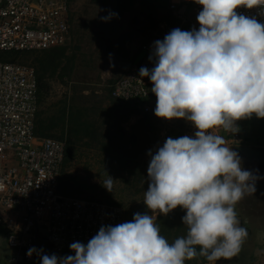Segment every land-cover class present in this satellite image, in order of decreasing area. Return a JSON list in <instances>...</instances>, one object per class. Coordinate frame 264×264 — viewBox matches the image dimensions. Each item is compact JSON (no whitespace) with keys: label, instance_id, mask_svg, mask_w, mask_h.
<instances>
[{"label":"clouds","instance_id":"obj_1","mask_svg":"<svg viewBox=\"0 0 264 264\" xmlns=\"http://www.w3.org/2000/svg\"><path fill=\"white\" fill-rule=\"evenodd\" d=\"M195 3L202 6L199 29L171 30L154 42L149 57L154 67L139 70L153 85L154 114L186 119L196 129L194 136L168 137L155 154L149 152L143 200L153 214L183 209L186 236L169 243L155 215L137 212L131 221L102 226L87 244H70L74 255H48L33 247L29 257L36 254L41 264H185L199 256L216 264L240 253L248 232L235 206L255 194L260 177L242 168L238 153L214 130L234 134L237 121L264 119V23L236 11L259 8L264 15V0ZM102 185L112 192L113 178Z\"/></svg>","mask_w":264,"mask_h":264},{"label":"built area","instance_id":"obj_2","mask_svg":"<svg viewBox=\"0 0 264 264\" xmlns=\"http://www.w3.org/2000/svg\"><path fill=\"white\" fill-rule=\"evenodd\" d=\"M70 0H0V52L44 51L67 45L71 40ZM174 24L162 21L139 46L144 56L117 79L116 97L135 100L143 113L154 107L148 77L139 70H151L149 60L154 42L163 40L173 29H199L196 19L202 6L191 0L168 7ZM238 14L255 16L264 23L259 8H238ZM143 80V81H142ZM39 82L36 70L25 64L0 61V224L8 229V246L16 252L0 264H40L34 234L41 229L53 243L57 256L74 254L73 242L87 244L102 226L125 222L120 206L66 196L60 192V179L66 145L54 138L35 135L39 111ZM13 160L17 165H8Z\"/></svg>","mask_w":264,"mask_h":264},{"label":"trees","instance_id":"obj_3","mask_svg":"<svg viewBox=\"0 0 264 264\" xmlns=\"http://www.w3.org/2000/svg\"><path fill=\"white\" fill-rule=\"evenodd\" d=\"M134 3L135 0H117L118 8H116V12L118 13L121 10L127 9ZM150 10L151 28L156 29L159 23L165 20L169 24L175 23L171 12L163 18H157L153 16V10ZM73 34H75V31H73ZM71 42L67 45L44 51L0 52V61L29 65L36 70L39 82V111L35 121V135L41 138H54L63 141L66 145L65 160L60 179V192L66 196L120 206L125 211V222L131 221L134 213L149 212V210L142 208L145 207V204L142 203L144 192L148 190L150 182L147 175L148 165L151 160L149 152L151 151L152 154H155L158 148L163 146L168 137L179 138L185 136V126L178 124L168 130L165 135H162V132L165 130V120L151 113H143L135 100H125L116 97L114 87L117 80L113 79L109 80V87H107L106 94L104 95L107 101L106 105L103 104L102 100L89 102L91 98L88 97H86V102L82 104L75 103V98L73 103H69L68 100L64 99L63 105L55 113L46 115V112L41 107L49 96L50 80L55 76L60 79L68 75L71 76L75 70L76 55H69L68 53ZM25 56H29L28 60L31 61L30 64L22 62L21 58ZM151 98L153 101L156 99L154 93ZM133 116L140 118L134 125L127 128L126 124ZM86 149L95 150L104 155L102 160L105 163L103 170H106L103 171L105 172L104 178L106 176L113 177L116 174L120 179V185L124 188L121 191L122 193L120 192L122 195L117 193L114 198L113 193L107 191L102 183L100 185L102 188L100 190L101 199L97 200L81 196L84 192L94 188L95 185L85 178H68L66 168L74 160H79L83 157ZM114 170L115 172L109 173ZM97 186L100 187L99 185ZM117 196H124V198H127V201L123 198L124 203ZM184 215L185 211L180 207L174 209L167 216L158 213L155 222L160 227V234L169 243L174 242L176 238L186 236L187 227L183 225L181 219ZM245 244H243L236 259V262L239 264L244 259V252L247 250ZM208 263L204 257L199 256L185 262V264Z\"/></svg>","mask_w":264,"mask_h":264},{"label":"rangeland","instance_id":"obj_4","mask_svg":"<svg viewBox=\"0 0 264 264\" xmlns=\"http://www.w3.org/2000/svg\"><path fill=\"white\" fill-rule=\"evenodd\" d=\"M88 1L80 0L76 7L73 4L74 16L76 15L73 21L75 34H73L68 53L69 55H76L75 70L71 76L68 75L63 79L55 76L50 80V93L41 107L46 115L55 113L63 105L64 99L73 103L75 98V103L82 104L86 102V97H88L91 98L88 99L89 102L102 100L103 104L106 105L107 101L104 95L107 87H109V80L119 79L118 76L124 69L121 67H125L129 63L141 42L151 32H154L153 28L150 27V9L153 10L152 14L154 15L155 7L166 8L168 5V0H156L155 3L154 0H135L131 7L117 13V3L114 4L110 1L106 6L99 7L97 3L89 4ZM110 13L116 15L111 16L107 21L101 19L108 17ZM79 23H82L81 26ZM144 30L147 32L146 34ZM28 57H22V62L30 64L31 61L28 60ZM93 93L95 94L93 95ZM155 107L156 105L150 112L152 115H155ZM163 132L162 135L165 133ZM192 135L194 136L193 132L188 136ZM229 145L230 143H226V146L229 147ZM103 158L104 155L98 151L86 149L83 157L74 160L66 168L68 178H85L95 185L94 188L84 192L81 196L101 199L100 190L102 188L100 185L104 179L108 178V176L104 178L105 172L103 171L106 170H103L105 166L102 161ZM8 165L15 166L17 161L13 160ZM113 172L115 170L109 173ZM112 178V193L115 198L117 193L122 195L121 191L124 188L120 185V179L116 174ZM117 198L123 201L124 196H117ZM124 199L127 201V198ZM125 201L123 202L125 203ZM134 206L137 207L136 204ZM144 206L142 208L148 210L146 205ZM235 211L241 226L246 228L248 232L244 241L247 250H245L246 253L244 252V259L241 260V264H250V262H252L251 264H264V187L256 196L246 195L236 204ZM149 214L153 213L149 212ZM153 215L157 217L158 213ZM0 225L4 226L3 224ZM219 261L222 262L221 264L233 262V260L223 259Z\"/></svg>","mask_w":264,"mask_h":264},{"label":"crops","instance_id":"obj_5","mask_svg":"<svg viewBox=\"0 0 264 264\" xmlns=\"http://www.w3.org/2000/svg\"><path fill=\"white\" fill-rule=\"evenodd\" d=\"M110 1L114 4L117 3V0H91V1L89 0L88 2L89 4L97 3L99 7H104ZM190 1L191 0H168L167 7L166 8L156 7L153 16L157 18L165 17L169 13L168 7L171 2L187 4V3H190ZM155 2L156 1L154 0V3ZM79 3H80V0H70V9H69L70 11H69V16H68L70 27H71V40L70 41L73 40V36H74L73 35V21L76 16V15L74 16L75 12H73V4H74V7H76V4L79 5ZM154 30L155 29H153V31ZM144 33L146 34L147 32L144 30ZM151 34L152 32L149 34V36L146 37V39H148L151 36ZM139 55L140 54H139V47H138L134 57L130 58L129 63L125 67L124 66L121 67L124 69L122 70L118 78H120L125 73V71L129 68V66H131L134 62L137 61ZM154 104L156 105V99L154 100ZM139 118L140 117H137V116L131 117L130 121L126 124L127 128L134 125L138 121ZM164 120H165V130H164L165 133L178 124H183L185 126V129H186L185 136H188L192 132L195 133L196 131L195 127L186 119H172V120L164 119ZM236 124L239 127V131L234 134L225 132L222 128L216 129L214 131L216 134H219L222 137H224L226 143H230L229 148H232V150L234 147L242 146V145L264 147V119L257 118L255 115H253L251 118L242 119V120L237 121ZM165 133L163 135H165ZM7 236H8V229L5 226L0 225V260H2L3 262H5V260H7L9 257H11L16 252V249H12L8 246ZM237 256L231 259L233 260L231 264H239L236 262ZM221 263H222L221 261L216 262V264H221Z\"/></svg>","mask_w":264,"mask_h":264},{"label":"water","instance_id":"obj_6","mask_svg":"<svg viewBox=\"0 0 264 264\" xmlns=\"http://www.w3.org/2000/svg\"><path fill=\"white\" fill-rule=\"evenodd\" d=\"M143 56L144 53H141L137 60H140ZM233 149L240 156L243 169L260 177L256 181V192L254 194L256 196L257 193L264 187V147L242 145L236 146ZM34 241L36 249H43L44 254H55L53 243L48 240L41 229L35 230ZM38 261L41 264L39 257Z\"/></svg>","mask_w":264,"mask_h":264}]
</instances>
